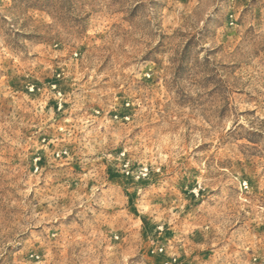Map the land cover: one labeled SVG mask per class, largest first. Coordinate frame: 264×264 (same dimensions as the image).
<instances>
[{
  "label": "clouds",
  "instance_id": "obj_1",
  "mask_svg": "<svg viewBox=\"0 0 264 264\" xmlns=\"http://www.w3.org/2000/svg\"><path fill=\"white\" fill-rule=\"evenodd\" d=\"M0 264H264V0H0Z\"/></svg>",
  "mask_w": 264,
  "mask_h": 264
}]
</instances>
